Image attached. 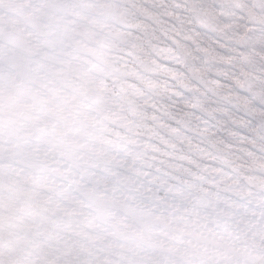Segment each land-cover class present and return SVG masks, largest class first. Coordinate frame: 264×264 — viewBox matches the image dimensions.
<instances>
[{
    "label": "snow or ice",
    "instance_id": "snow-or-ice-1",
    "mask_svg": "<svg viewBox=\"0 0 264 264\" xmlns=\"http://www.w3.org/2000/svg\"><path fill=\"white\" fill-rule=\"evenodd\" d=\"M0 264H264V0H0Z\"/></svg>",
    "mask_w": 264,
    "mask_h": 264
}]
</instances>
